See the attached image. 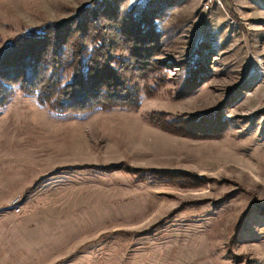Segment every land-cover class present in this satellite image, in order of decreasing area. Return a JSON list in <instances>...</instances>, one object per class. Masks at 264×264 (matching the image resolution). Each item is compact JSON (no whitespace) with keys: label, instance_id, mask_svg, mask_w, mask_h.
I'll use <instances>...</instances> for the list:
<instances>
[{"label":"rangeland","instance_id":"obj_1","mask_svg":"<svg viewBox=\"0 0 264 264\" xmlns=\"http://www.w3.org/2000/svg\"><path fill=\"white\" fill-rule=\"evenodd\" d=\"M86 1L0 0V44ZM157 25L169 77L136 108L55 114L16 87L0 108V264H264V0H172ZM194 47L210 76L175 97ZM217 106L219 136L144 117Z\"/></svg>","mask_w":264,"mask_h":264},{"label":"trees","instance_id":"obj_2","mask_svg":"<svg viewBox=\"0 0 264 264\" xmlns=\"http://www.w3.org/2000/svg\"><path fill=\"white\" fill-rule=\"evenodd\" d=\"M172 0H88L58 20L29 26L0 44V108L14 93L55 114L93 109H134L169 77L171 64L161 56L157 20ZM190 56L178 60L183 77L175 97L193 92L207 79V63ZM217 106L202 112L168 116L147 111L152 124L175 133L219 136L226 121ZM112 165L103 166L109 168ZM136 180L194 182L179 169H133Z\"/></svg>","mask_w":264,"mask_h":264},{"label":"built area","instance_id":"obj_3","mask_svg":"<svg viewBox=\"0 0 264 264\" xmlns=\"http://www.w3.org/2000/svg\"><path fill=\"white\" fill-rule=\"evenodd\" d=\"M221 5V0H199V5L202 11L207 12L210 10L212 5ZM18 203V200L16 197L12 198L10 201V204L13 205V210L18 211V206L16 204Z\"/></svg>","mask_w":264,"mask_h":264}]
</instances>
